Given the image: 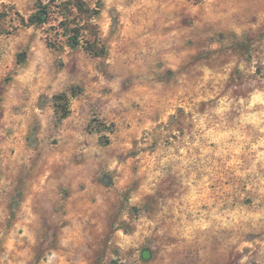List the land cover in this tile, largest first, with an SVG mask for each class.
I'll return each instance as SVG.
<instances>
[{"label":"rangeland","instance_id":"rangeland-1","mask_svg":"<svg viewBox=\"0 0 264 264\" xmlns=\"http://www.w3.org/2000/svg\"><path fill=\"white\" fill-rule=\"evenodd\" d=\"M36 1L0 0V264H264V0H86L104 59Z\"/></svg>","mask_w":264,"mask_h":264},{"label":"trees","instance_id":"trees-1","mask_svg":"<svg viewBox=\"0 0 264 264\" xmlns=\"http://www.w3.org/2000/svg\"><path fill=\"white\" fill-rule=\"evenodd\" d=\"M15 15L20 19V26L37 29L48 27L45 31L46 44L51 50L81 49L100 59L109 55L100 26V3L92 5L86 0H37L28 19L18 12ZM4 16V13L0 14V18ZM67 115L68 111H64L61 118Z\"/></svg>","mask_w":264,"mask_h":264}]
</instances>
